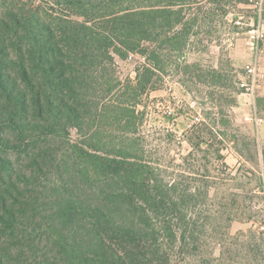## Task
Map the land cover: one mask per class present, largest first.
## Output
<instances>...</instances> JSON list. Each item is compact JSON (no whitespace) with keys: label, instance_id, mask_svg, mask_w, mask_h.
I'll return each instance as SVG.
<instances>
[{"label":"trees","instance_id":"1","mask_svg":"<svg viewBox=\"0 0 264 264\" xmlns=\"http://www.w3.org/2000/svg\"><path fill=\"white\" fill-rule=\"evenodd\" d=\"M18 1L0 10V264H264L262 182L223 154L255 164L253 138L209 112L186 132V179L141 144L137 106L167 68H199L186 52L221 0ZM208 74L234 106L227 72Z\"/></svg>","mask_w":264,"mask_h":264},{"label":"rangeland","instance_id":"2","mask_svg":"<svg viewBox=\"0 0 264 264\" xmlns=\"http://www.w3.org/2000/svg\"><path fill=\"white\" fill-rule=\"evenodd\" d=\"M5 9L27 10L18 0H0V10ZM212 12L216 13L215 16L205 20V25L200 31L201 36L186 52L188 63H197L199 68H188L186 73V69L181 66L167 68L160 76V89L143 96L137 106V110L143 114L141 144L145 147L146 156L166 170L168 175L183 176L186 179L192 170L190 164H193L184 161L190 151L185 142L186 132L192 125L207 120L209 112L216 113L217 116H221L219 111L223 112L222 115H228L238 131L255 140V164L240 159L230 143L225 144L223 153L225 162L232 169L244 168L253 172L254 175L249 172L247 178L251 179L254 187V179L257 177L261 182L264 181V112H261L258 106V100L264 98V85L251 97L240 94L236 82L244 67L254 60L247 45L246 31L250 25L255 24L256 16V23H259L264 32V0L259 11H255L252 5L240 4L236 0H221L219 4L213 5ZM237 22L241 25H237ZM260 51L257 58L259 66L264 70V46ZM137 60L138 58L134 57L126 62L118 61L115 78H119L122 83L134 81ZM211 68L222 69L232 80L228 90L233 94L238 92L234 106H227L225 97H221L218 90L211 88L213 81L208 74ZM168 108L174 111L172 116L165 114ZM250 115L261 118L262 123L256 126L245 122L244 118ZM71 135L74 139L73 131ZM252 226L253 223H234L231 232L247 230Z\"/></svg>","mask_w":264,"mask_h":264},{"label":"built area","instance_id":"3","mask_svg":"<svg viewBox=\"0 0 264 264\" xmlns=\"http://www.w3.org/2000/svg\"><path fill=\"white\" fill-rule=\"evenodd\" d=\"M263 0H249V5L255 8V11H259ZM257 22V16L255 18V24L250 25L246 31L248 37L247 45L253 53L254 60L244 67V70L236 82V87L240 94L244 96H254L257 94L264 85V70L259 66L257 55L261 52V47L264 46V32L262 31L259 23ZM241 25L240 22L236 23ZM173 110L169 109L165 112L168 116H172ZM245 122L253 123L256 126L262 123V119L256 115H250L244 118ZM199 121V120H198ZM254 195L264 198V181H262L261 187L255 188L252 192ZM260 229L264 231V226H260Z\"/></svg>","mask_w":264,"mask_h":264}]
</instances>
